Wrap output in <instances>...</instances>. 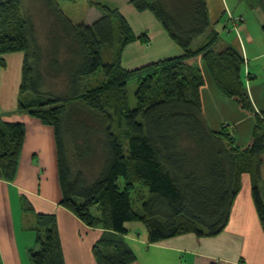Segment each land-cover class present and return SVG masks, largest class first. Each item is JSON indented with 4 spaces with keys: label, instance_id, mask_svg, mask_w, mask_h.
<instances>
[{
    "label": "trees",
    "instance_id": "trees-1",
    "mask_svg": "<svg viewBox=\"0 0 264 264\" xmlns=\"http://www.w3.org/2000/svg\"><path fill=\"white\" fill-rule=\"evenodd\" d=\"M24 1L0 0V71L4 56L24 55L16 112L53 129L60 205L109 234L93 248L98 264L135 261L120 239L129 223L145 227L150 245L186 234L219 235L243 174L251 178L264 232V113L254 112L246 94L241 54L214 49L218 34L210 31L205 0H130L136 11L152 13L182 52L135 70L122 68V53L145 36L136 37L118 9L88 0L99 17L74 25L59 0H37L51 17V43L43 52ZM202 65L223 96L253 115L244 145L227 127H209L200 98ZM98 75L103 80L91 84ZM131 80L137 82L133 110ZM24 137L23 124L0 114V178L6 182L16 178ZM91 162L96 167L86 173ZM35 223L31 263L63 264L54 217L35 215Z\"/></svg>",
    "mask_w": 264,
    "mask_h": 264
},
{
    "label": "crops",
    "instance_id": "crops-1",
    "mask_svg": "<svg viewBox=\"0 0 264 264\" xmlns=\"http://www.w3.org/2000/svg\"><path fill=\"white\" fill-rule=\"evenodd\" d=\"M105 1L114 4L136 37L145 36V42L136 41L125 48L121 57L123 69L135 70L182 55L152 13L136 11L130 0ZM205 3L210 31L218 34L217 51L232 47L241 54L240 75L246 94L254 112L264 113V0ZM202 73L205 86L200 90V98L211 130L227 127L235 138H249L255 126L253 115L243 114L232 100L223 96L204 65ZM15 108L1 113L3 121L23 124L25 137L16 178L12 182L0 178V264H32L29 250L34 247L30 236L26 237L30 231L26 227H33L35 215L54 217L63 264H98L93 248L109 234L87 227L60 205L54 131L24 113H17ZM240 186L229 222L215 237L186 234L150 245L145 227L141 228L140 223L126 224L128 233L120 239L135 256L131 264H264V232L248 174L241 176Z\"/></svg>",
    "mask_w": 264,
    "mask_h": 264
},
{
    "label": "rangeland",
    "instance_id": "rangeland-1",
    "mask_svg": "<svg viewBox=\"0 0 264 264\" xmlns=\"http://www.w3.org/2000/svg\"><path fill=\"white\" fill-rule=\"evenodd\" d=\"M94 1L102 3L110 8H114L113 6L114 4L108 2L107 4L105 0H94ZM58 6L60 11L63 13V15L67 19H69L74 25L91 24L94 21L95 17L96 16L99 17L100 15L95 8L90 7L88 5V0H74L73 2L59 0ZM91 9H93V11ZM23 11L27 15L29 16L31 15L30 18L34 25L35 37L38 45L40 46L43 52L46 51V49L48 50L51 43L50 38H52L50 15L45 11V9L42 7L40 2L37 0H25L23 4ZM216 48L218 47H215L214 49L216 50ZM23 59H24V55L22 53H13L4 56L5 68L0 71V114L12 110L13 108L16 107L20 83H21ZM99 80H103L101 75L91 78L89 82L91 84H94L93 82H98ZM136 88H137L136 80H131L128 82L127 85L128 105L131 110L135 109L137 105V102L135 100ZM233 138L235 139V142L238 146L244 145V143L248 139L247 137L244 140H239L234 136ZM95 167L96 165L94 166V162H91L89 166L87 165L85 166L84 171H86V173H89L91 169ZM119 184H122V180H119ZM262 185L263 184L261 183L260 184L261 188H263ZM140 226L141 228H144L143 225ZM26 229L30 230L26 234V237L29 238L30 236L31 238L30 242L31 244H33L32 247H34L36 223H34L33 227L31 225L27 226Z\"/></svg>",
    "mask_w": 264,
    "mask_h": 264
}]
</instances>
